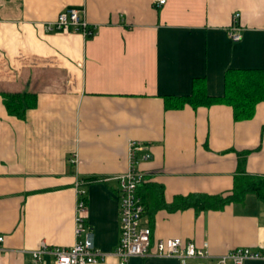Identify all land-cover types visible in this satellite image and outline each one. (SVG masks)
Returning a JSON list of instances; mask_svg holds the SVG:
<instances>
[{"label": "crops", "instance_id": "0c3cea01", "mask_svg": "<svg viewBox=\"0 0 264 264\" xmlns=\"http://www.w3.org/2000/svg\"><path fill=\"white\" fill-rule=\"evenodd\" d=\"M84 11L95 26L47 32L60 11ZM241 39L232 41L234 14ZM229 69L264 70V0H0V92L36 96L24 117L10 115L0 96V264H54L30 250L41 241L69 247L75 237L77 180H87L86 223L94 244L111 255L120 236L118 183L140 142L136 167L160 185L167 206L144 215L149 254L128 264H179L155 254L158 240L179 237L211 263L247 247L264 255V200L198 209L179 197L228 195L235 175L264 177V102L235 120L224 103L166 108L167 96H222ZM148 153L147 159L142 155ZM150 192V190H149ZM248 264H264L263 259Z\"/></svg>", "mask_w": 264, "mask_h": 264}, {"label": "built area", "instance_id": "2783aa9c", "mask_svg": "<svg viewBox=\"0 0 264 264\" xmlns=\"http://www.w3.org/2000/svg\"><path fill=\"white\" fill-rule=\"evenodd\" d=\"M166 0H154V4L161 6ZM234 14V23L229 29V37L232 41H239L241 34L237 18ZM81 32L85 37L93 36L95 26L88 23L84 11L78 8H69L60 11L56 18L46 24V31L68 33L70 30ZM140 142H129L130 164L124 173L118 174L114 179L118 183L120 236L111 253L118 264H128L131 257H142L149 254L151 229L147 225H141L144 205L137 193V188L144 179L143 172L136 167L135 153L141 150ZM148 153L142 155V159L148 158ZM87 180H77L76 207H75V237L73 245L69 247L49 246L41 241L37 248L30 250L32 258L40 260L42 254H50L54 264H97L104 261L110 254L101 251L94 244L93 232L86 223L87 205L86 189L83 188ZM4 237L0 236V249H2ZM157 256L176 257L179 264H248L254 259H263L264 255L247 247H238L219 256L211 263L187 262V258L201 256L204 253L195 247L192 242L184 243L179 237H167L160 239L155 245Z\"/></svg>", "mask_w": 264, "mask_h": 264}, {"label": "trees", "instance_id": "16d2710c", "mask_svg": "<svg viewBox=\"0 0 264 264\" xmlns=\"http://www.w3.org/2000/svg\"><path fill=\"white\" fill-rule=\"evenodd\" d=\"M225 91L222 96L206 94L203 78L193 80L192 92L188 96H167L166 108H180L188 103L192 107L206 103H224L232 107L235 120L249 119L254 115L256 105L264 102V70L263 69H229L224 75ZM3 105L10 115L22 118L27 109L36 104V96L28 91L20 93L0 92ZM150 190V192H149ZM144 205L142 217L153 214L156 208L167 206L163 199L160 185L147 184L145 178L137 188ZM254 193L264 200V177L253 175H235L231 192L226 195H190L179 197V202L170 207L185 204L197 206L198 209L214 204L242 201L246 194Z\"/></svg>", "mask_w": 264, "mask_h": 264}]
</instances>
